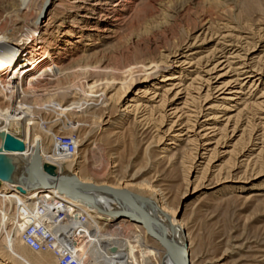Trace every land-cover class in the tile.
<instances>
[{
	"label": "rangeland",
	"instance_id": "obj_1",
	"mask_svg": "<svg viewBox=\"0 0 264 264\" xmlns=\"http://www.w3.org/2000/svg\"><path fill=\"white\" fill-rule=\"evenodd\" d=\"M117 1L123 17L116 23L77 14L90 0H76V8L62 0L63 7L50 17L48 41L32 62L35 66H1L0 121L27 145L33 131L40 138L38 146L48 153L74 155L77 173L89 164L97 183L127 185L146 201L179 209L193 264H264V103L259 105L264 93V0H109V8ZM43 2L0 0V45L19 39ZM178 49L195 54L200 65L165 66L145 80ZM222 55L230 57V64L214 72L212 78H219L211 85L229 87L211 91L201 116L196 115L201 101H195L183 109L184 125L172 130V122L183 113L172 115L173 107L163 109L160 98L147 111L125 118L131 110L127 105L135 104L129 99H152L150 93L178 84L198 88L206 72L225 61ZM248 58L249 70L262 72V81L239 75ZM167 75L177 79L162 83ZM159 84L162 88L156 91ZM236 90L241 94H229ZM114 104L118 108L112 112ZM103 117L112 119L111 127L102 126ZM30 121L40 125L31 130ZM198 121L217 126L211 143L219 141L218 147L199 148L194 133L175 137L180 128L197 129ZM95 124L100 127L88 135ZM32 203L31 209L38 205ZM46 210L42 203L30 215L25 206L0 197V264H122L113 260L122 247L110 220L102 221L103 230L97 233L84 230L87 240L61 233L59 246L45 231L41 240L32 236L36 222L27 216L41 218Z\"/></svg>",
	"mask_w": 264,
	"mask_h": 264
},
{
	"label": "bare ground",
	"instance_id": "obj_2",
	"mask_svg": "<svg viewBox=\"0 0 264 264\" xmlns=\"http://www.w3.org/2000/svg\"><path fill=\"white\" fill-rule=\"evenodd\" d=\"M90 1V5L86 9L80 8L81 11H77V14L83 15V17L95 15L96 17H98L97 20H101L104 18L105 20H112V22L116 23L122 22L123 13L121 11V8H119L121 3L120 1L114 3V9L109 8V0ZM67 2L70 4L65 3V5L71 6L73 8L77 7L76 0L74 1V3H71V1L69 0H67ZM60 6L63 7L62 0H44L42 10L39 13V16L37 17V19H35L33 23L29 24L24 29L21 37L17 40L10 41L8 43H3L0 45V68L5 62L9 64L12 63L13 65H17V63L22 62L24 63V67L28 65L35 66V64H32V62L34 63V60H38V58L40 57L42 45L47 40L45 32L50 27L53 21V19L50 17L54 14V11H56ZM116 8L119 9L116 10ZM89 12H92V14ZM185 46L186 48H189V46L191 45L188 42L185 44ZM182 48L183 47L181 46L180 49ZM180 49L176 50L173 53H170L167 56L165 65L155 66V64H152L153 66H155L153 72L149 73L145 80L152 78L156 73H158L161 68L165 66L170 68L172 66L175 67L176 65L181 64V69H183L185 65L190 67L198 66L199 63L194 62L195 54L186 55L184 54L185 52H183L184 48L183 50ZM233 57L237 58L235 56ZM222 58L225 59V61L218 62L211 70L208 69L209 71L206 73L208 76L209 74L211 76L208 78L206 75V79L203 81V83L199 85L198 88L190 89L188 87H184L178 84L173 85V87H171L170 89L168 88L159 94L158 92L150 93L152 94V99H147L146 97H144L146 99H143V96L138 99H129V101L127 102H132L135 104L127 105V110H131L128 114H126L125 118H129L130 113H133L136 117V115L139 114L142 110L147 111V109L150 108L149 104L152 102V100L156 102L157 99L160 98L161 99L159 103L160 106L163 107V109L167 107H173L171 109V111L173 112L171 113L172 115L183 113L181 114V116L178 115L179 117H177V120L175 122H172V130L175 126L184 125L183 122L180 124L181 117L186 113L183 112V109L188 106H193L192 104L195 101H201L200 105L198 104L199 106H201L200 110L199 112H196L197 116H201L205 112L204 107L208 106L207 100L211 98V91H222L229 87L227 85H223V88H214L213 85H211V82L214 79L219 78V76L212 78L213 74H215L214 72L220 66H223L224 64L228 66V64H230V57L224 55L223 57H221V59ZM249 60L250 59L248 58L245 63L243 62L242 64H240V70L242 71H240L239 75H247V78H251V80L257 79L256 81L258 82L262 81L264 73L262 74V72L255 71L252 69L250 71V66L248 65ZM162 77V83H167L177 79V77L175 76L171 79L169 75ZM165 87L167 88V86H164V89ZM161 88L162 87L159 84V86L155 87V90L158 91L161 90ZM237 91L239 90H236L235 92L229 94H241V92ZM195 92H197V97L193 95V93ZM204 93H206L205 96H203ZM147 94L148 92L145 93V95ZM262 94V101L261 103H259V105H262L264 103V93ZM203 97L205 98L202 102ZM143 101L145 103H142ZM117 108L118 104H114V106L112 107V112L117 110ZM167 114H169V112H167ZM110 121H112L111 118L106 121V117H103L101 124L102 126L105 124V128L111 127L112 123ZM38 125H40V123H35L32 121L29 122L31 130L35 129ZM99 125H92L88 132V135L95 134L97 128L100 127ZM197 125L198 128L193 131H191L190 129L185 130V128H180L178 131L179 134L175 137L179 139V137L188 136V134L194 133L195 141L199 148L206 147L207 149H209V147H211V145L213 144L218 147L220 144L219 141L211 143L215 140L219 132L217 126H213V124L209 123H199V121ZM41 128L42 127H39L38 130H41ZM198 129L199 131H197ZM103 130V132L108 131V129ZM36 134L37 133L33 131L30 132L29 139L32 138V141L30 140L31 144L27 145L22 141L19 135L17 136L15 133H13L12 130H9L2 121H0V155L7 158L10 165L12 166L10 177L8 179L0 178V181L4 184H2L3 189L0 192V197L6 201H15L19 205L25 206L26 211L30 215L37 212L36 210H38V207L42 203H45L47 205L46 213H44L45 216H42L41 218L39 217V215L38 217H35V215L27 216V219L35 220L34 222H36L34 224L36 225V227L33 228L34 230L31 234L32 236L37 237V239L41 240L40 233H43V231H45L44 233L50 235L56 242V244L59 246L62 244L63 239V235H61V233L72 234L73 239H76L78 241L81 240L82 237H84L83 239L87 240L88 235L85 233V231H88V233L90 234L97 233L99 230L102 231V221L105 222V220H110L114 223V230L112 233H116L115 237L116 239H118V242L121 244L122 247V252L118 255L116 254L113 257L114 261L116 259H119L122 264H176V262L169 257L168 252L166 251L164 246H162L155 238L148 234L143 224L136 222L132 217L128 216L129 214H126L124 212L128 209V207L121 200L114 196H107L104 194H92L90 192H86L79 187V184L76 183V181H70L60 186L57 185V182L62 179H72L73 177V179L75 178L80 183L86 186L94 188L110 187L114 189L126 190L128 193H130L127 185L118 186L110 185L105 182H95L90 177L94 173V171L92 172V169L90 168L91 166H89V164L80 166L79 173L75 172L74 168L76 167L74 166V164L76 162L75 160H73L75 157L74 155H72L71 157H67L66 155L57 156L54 150H51L48 153V150L41 146H38L40 138H38ZM2 135H10L21 141L24 145V150H4L2 146ZM171 141H173V139ZM174 144V142L168 143V145ZM38 147H40L39 150ZM36 151L38 153V158L36 157ZM210 152H215V150H210ZM40 156H47V158L40 159ZM201 159H203V156L200 157L198 161H200ZM62 160L63 162H61ZM37 161H39L41 166L40 172L42 183H39L36 176ZM85 166H88V168L85 169ZM132 193L134 192L130 193L131 196L147 212L152 222L154 223L156 229L164 233L167 240L176 242L181 249L185 250L188 257V264H193V258L191 255L192 253L190 248L191 242L188 237L189 234H187L184 228L183 220L178 216L180 212L179 209L173 210L170 207H167L165 203H158L155 199L146 201L143 197L141 198ZM82 195H85L89 199L81 198ZM32 202H36L38 205L32 207L31 209L32 205H30V203ZM107 212L111 213L108 214ZM120 212H124L125 215H122ZM52 221L56 224H53ZM46 224H51L52 227L47 228ZM54 225H56L57 227H55ZM39 228L42 232H40ZM42 235L44 236L46 234ZM66 244L71 246L69 243ZM70 248L71 247H69V249L66 251L67 254H71L72 249Z\"/></svg>",
	"mask_w": 264,
	"mask_h": 264
},
{
	"label": "water",
	"instance_id": "obj_3",
	"mask_svg": "<svg viewBox=\"0 0 264 264\" xmlns=\"http://www.w3.org/2000/svg\"><path fill=\"white\" fill-rule=\"evenodd\" d=\"M3 137V149L7 151H22L24 149V145L18 139L10 136V135H2ZM36 157L38 158V153L36 151ZM41 166L39 161H37V171L36 176L39 183H42L41 178ZM12 171V166L10 165L7 158L0 155V178L8 179L10 177ZM70 181H76L79 184V187L86 192H90L92 194H104L107 196H114L121 200L128 209L124 212L129 214L128 216L132 217L136 222L143 224L146 228L148 234L155 238L168 252L169 257L176 262V264H188V257L185 250L181 249L179 245L171 240H167L164 233L158 231L152 222L151 218L147 214V212L134 200L130 193L126 190L114 189L110 187H102V188H94L90 186H86L80 183L75 178H67L62 179L57 182V185H63ZM81 198L89 199L85 195H82ZM124 212H120L122 215H125ZM110 214L111 212H107Z\"/></svg>",
	"mask_w": 264,
	"mask_h": 264
},
{
	"label": "built area",
	"instance_id": "obj_4",
	"mask_svg": "<svg viewBox=\"0 0 264 264\" xmlns=\"http://www.w3.org/2000/svg\"><path fill=\"white\" fill-rule=\"evenodd\" d=\"M62 142H65V143H68L69 142V140L68 139H66V140H61ZM69 151V150H68ZM27 242H29V243H31L32 241H31V239H27ZM63 264V263H62ZM70 264H72V263H70Z\"/></svg>",
	"mask_w": 264,
	"mask_h": 264
}]
</instances>
